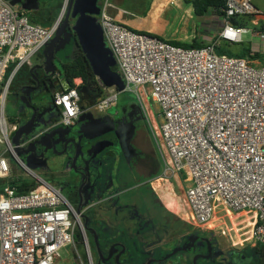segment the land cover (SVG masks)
<instances>
[{
  "label": "built area",
  "instance_id": "obj_1",
  "mask_svg": "<svg viewBox=\"0 0 264 264\" xmlns=\"http://www.w3.org/2000/svg\"><path fill=\"white\" fill-rule=\"evenodd\" d=\"M99 6L97 20L123 91L139 102L161 155L160 179L186 183L188 223L205 227L218 222L212 230L225 236L230 233L227 222L246 223L250 240L264 247V57L254 64L249 57L217 52L220 42L241 43L246 34L264 42V30L232 23L234 17L258 13L252 0H226L216 39L201 47L134 31L110 15V0H100ZM58 27V22L34 23L25 11L0 0V264H58L60 250L68 244L76 264H93L82 211L17 154L40 133L14 144L18 127L5 117L14 74L46 46ZM80 82L74 78L73 85L55 93L60 113L55 125L69 126L86 111L103 113L116 105L121 92L98 83L103 94L83 108ZM148 99L158 106V120L149 112ZM11 163L25 175L13 176ZM20 177L35 185L18 192L10 181Z\"/></svg>",
  "mask_w": 264,
  "mask_h": 264
},
{
  "label": "flooded vegetation",
  "instance_id": "obj_2",
  "mask_svg": "<svg viewBox=\"0 0 264 264\" xmlns=\"http://www.w3.org/2000/svg\"><path fill=\"white\" fill-rule=\"evenodd\" d=\"M7 1L16 2L17 8L32 17H39L37 13L49 2L37 0L36 9L26 10L22 5L34 1ZM71 35L70 28L62 34L65 48L55 52L54 72L45 70L42 51L26 81L13 88L11 95L19 110L17 127L33 117L32 131L42 129L41 136L33 141L34 162L46 167L51 182L63 193L74 196L78 210L84 207L81 222L89 248L90 244L95 248L97 264H264V255L253 241L234 242L209 226L167 216L161 199L149 191V179L134 183L137 178L126 175L124 164L133 173L135 165L143 163L133 153V147L139 145L129 134V119L115 116L117 104L103 113H82L69 126L55 125L60 113L54 96L65 86L58 62L62 66L66 59L73 58L76 45ZM78 91L91 101L97 100L82 82ZM120 169L124 175H118Z\"/></svg>",
  "mask_w": 264,
  "mask_h": 264
},
{
  "label": "rangeland",
  "instance_id": "obj_3",
  "mask_svg": "<svg viewBox=\"0 0 264 264\" xmlns=\"http://www.w3.org/2000/svg\"><path fill=\"white\" fill-rule=\"evenodd\" d=\"M49 1L51 2V0ZM68 1L69 0H52L51 4L53 5L44 4L43 6H45L46 8L43 11L40 10L37 13L39 16V19L42 21L49 22L48 26L56 22H58L60 25L64 19ZM253 2L257 5V8L261 12H264V3L262 0H253ZM221 24H222V16L216 13L214 10L208 11L207 14L203 17H197L194 14L191 15L190 17H186L185 14H183V9L177 10L175 7V9H170V10L168 9L167 12L165 13V16H160L159 19L157 20L156 25L160 32L165 33V35L167 34L166 36L174 40L184 39L186 34H191L190 39H186V40L190 41L193 38L198 42L205 43L206 42L205 39L213 36L217 32ZM243 39L245 42H243L242 45L250 46V48L253 50H259L258 44L260 40L258 38H251L248 34H246V35H243ZM250 39L251 41L249 42ZM235 47L236 49H234V52L240 49V46L236 44H235ZM38 53H36L30 58L29 63L24 64L26 65L25 68L23 67L22 69L19 70V73L15 80L22 78L24 81V78H26V76L29 75V71L32 68V66H34L35 63L37 62V58L39 57ZM15 83L16 82H13L12 86H15ZM12 88L9 89L10 91L9 96L5 104V117H6L8 124L18 126V121L16 118L18 117L19 110H18L15 98L13 97V95H11ZM84 98L87 100L86 97ZM81 103H85L83 102V99ZM116 104H117V107L115 108V110L117 111V114L115 116L118 119L122 117L129 119L128 124L131 126V128H129V131L133 134L134 139L139 145V146L133 147V153H134V156H137L138 158H140L143 163L141 165L136 164L135 167L133 168V173L124 164L123 169L126 172V175L127 174L134 175V177L137 178L138 180L134 183H137L139 181L144 180L145 178H148L150 181L149 187L151 188L153 193L157 196V198L161 199V201L163 202V206L166 207L167 212L172 214V216L174 215L175 217H177L180 222H184L188 224L189 211L187 209V206L183 198V189L185 188L186 183L180 180L179 185H177V184L170 183V182L160 179V175H161L160 171L163 169V161H162L161 155L155 143L153 142L148 122L143 114V111L141 109L139 102L131 93L127 91H123L118 95ZM146 105L148 106L151 116H153L154 118L156 117V120H158L157 115L159 111H158L157 104L152 103L150 99H148L146 102ZM83 107L86 108V106H83ZM86 112L90 113L92 111H86ZM29 137L31 136L21 135L20 141H25ZM113 167L114 166L112 165L111 169H113ZM11 168L13 169V174H12L13 176H24L25 175V171L21 167L16 165L15 163H11ZM123 169H120V171L118 172V175L125 174V172H123ZM154 169H156L155 172L149 175L148 171H152ZM31 171L45 181H49V182L52 181V179L49 177V173H46L47 172L46 167L36 166L35 168H32ZM130 185H133V183H131ZM162 188H165L171 192V195L173 196L175 202H176V198L178 199L177 201L180 207L179 211L178 210L173 211L169 209L167 205L164 203L163 200L166 197H168L169 194L164 197H160L162 195V191H159V190ZM133 190L138 191V189H133ZM64 196L71 203V205L77 209V204L74 201V196L69 192H64ZM93 200H95V198H93ZM134 200H136V198H134ZM176 205H177V202H176ZM79 210L83 211L84 207L82 206ZM170 214L167 213V216H170ZM216 223H209L206 226L213 228L216 226ZM227 225L230 227L228 229L230 233L227 234L228 236L226 235V238H229L234 242L237 241L238 243H242V242L244 243L246 241H250V236H249L250 233L248 229L249 228L248 224L246 223L237 224L236 222H234L233 224H230L229 222H227ZM100 241L103 243L102 238L100 239ZM90 248H91V254H92V261H94V264H97L95 248L93 247V245L91 246V244H90ZM78 251L80 255L83 257L84 251H83L82 245L80 244L78 245ZM73 253H74V248L71 244H68L65 247H63L60 250V260L58 264H76L75 256Z\"/></svg>",
  "mask_w": 264,
  "mask_h": 264
},
{
  "label": "water",
  "instance_id": "obj_4",
  "mask_svg": "<svg viewBox=\"0 0 264 264\" xmlns=\"http://www.w3.org/2000/svg\"><path fill=\"white\" fill-rule=\"evenodd\" d=\"M30 5H22L23 9L30 10L38 7L37 0ZM100 0H69L64 19L55 32L54 37L44 46L43 56L45 70L54 72L56 62L54 60L55 52L61 48H65L62 34L70 28L72 31L73 41L79 46L80 50L88 61L90 68L97 80L103 88L115 87L119 92L124 90V83L119 73L115 70V60L107 47H105L101 26L97 20L100 14ZM16 2H10L15 5ZM73 20L70 25V20ZM71 35V37H72ZM71 40V39H70ZM67 50L71 46L66 47ZM58 62V61H57ZM58 70L62 71V66L58 62ZM65 84L63 89L69 88L71 84L66 78L62 79ZM85 91L84 89L82 92ZM84 93V92H83ZM84 108V107H83ZM89 113H84L88 115ZM33 118V117H32ZM19 127L12 137V142L18 144L20 136H31L42 133V129H31V121ZM131 135V132H129ZM41 136L39 134L38 138ZM126 146H123L125 149ZM17 154L21 161L30 169L35 168L37 164L34 162V142L30 143L25 149H17Z\"/></svg>",
  "mask_w": 264,
  "mask_h": 264
},
{
  "label": "crops",
  "instance_id": "obj_5",
  "mask_svg": "<svg viewBox=\"0 0 264 264\" xmlns=\"http://www.w3.org/2000/svg\"><path fill=\"white\" fill-rule=\"evenodd\" d=\"M110 1H111L110 7H109L110 15L114 18L115 21L124 24L126 27H128L134 31L145 32L148 34L159 36L164 40L176 41V42H181V43H191L193 40H195L193 38L190 41L186 40V39H190L191 34H186L184 39L174 40V39L166 36L167 34L165 35V33L160 32L157 28V25H156L157 20L159 19L160 16H165V13L167 12L168 9L169 10L175 9V7L177 10L183 9V14H185L186 17H190L191 15L194 14V9H193L191 2H187V1H183V0H110ZM51 2H52V0H51ZM51 2L49 1L48 4L53 5V4H51ZM252 2H253V0H252ZM253 4L256 7V9L258 10V13L253 15L251 20H253V21H255V23H257V24H253V25H255L257 27V30H260V27L262 26V24H264V12H261L257 8V5L254 2H253ZM188 5H189V7H188ZM208 11H210V10H208ZM206 14H207V12L205 13V15ZM33 19H36L40 22L49 23L47 21L40 20L39 17H35L34 15H33ZM251 20H250L249 24H251ZM37 24H39V23H37ZM221 27H222V24L218 28L217 32L221 29ZM217 32L213 36L205 39V41H206V42L204 41L205 43H202V42L201 43L205 45V44H208L209 42L213 41L214 39H216ZM251 38H255V37H251ZM250 41H251V39L249 40V42ZM243 42H245L244 39L241 43H237V44L236 43H234V44L227 43L226 48H228L229 50L234 52V49H236V47H235V44H236V45L240 46V49L236 50L234 53H238L242 49V46H244V45H242ZM219 45H221V42ZM258 45H259L258 46L259 50H253L250 48V46H245V47L250 48L251 54L258 55L257 57L250 58V59L254 60V64L260 63L264 57V42L260 40ZM42 50L39 53H41ZM25 66L26 65H22L21 67H19V69H22L23 67L25 68ZM27 68H28V66H27ZM11 72H10V74H11ZM17 75L15 76L14 81H13V82H16L15 86H12V83H13L12 82L10 84L9 89H11L12 87L16 88V86L19 83L26 81L27 76H26V78H24V81L22 78L15 80ZM83 102H85V103H82V107L83 106L87 107L88 101L83 98ZM92 112H96V111L92 110ZM84 113H89V112H84ZM90 114H91V112H90ZM49 183H52V182H49ZM52 184H54V183H52ZM54 185H56V184H54Z\"/></svg>",
  "mask_w": 264,
  "mask_h": 264
},
{
  "label": "trees",
  "instance_id": "obj_6",
  "mask_svg": "<svg viewBox=\"0 0 264 264\" xmlns=\"http://www.w3.org/2000/svg\"><path fill=\"white\" fill-rule=\"evenodd\" d=\"M225 2H226V0H194L191 2V4H192L193 9H194V14L197 17H202L205 15L206 12H208V10H214L219 15H222L223 14L222 10L225 8ZM252 16L253 15L234 17V18H232V23L234 25H240V26L250 25L254 29H257V27L255 25L249 24ZM29 19H30V21H32L34 23H39L43 26H48V23L40 22L36 19H33V17L30 15H29ZM260 29L264 30V24H262ZM140 33H144V34L150 35L152 37L158 38L160 40H164L161 37L156 36V35L148 34L145 32H140ZM170 42L173 44H176V45L183 46V47H201L204 45L201 42H198L196 40H193L191 43H181V42H176V41H170ZM226 46H227V43L221 42V45H219V47H217V52L218 53H225V54H228L231 56H236V57L254 58V57L258 56V55L251 54L250 48L245 47V46H242V49L238 53L232 52L231 50L226 48ZM39 57H42L41 53H39ZM13 67H14V65H11L7 69L6 77L13 70ZM62 68H63L64 77L69 81V83L71 85H73V79L74 78L80 77L82 80V85L86 88V91L94 92L96 94L97 98L103 94L104 89L98 84V82H97V80H96V78H95V76H94V74L90 68L89 63L85 59V56L82 53V51L80 50L79 46H76V48H74L73 58L70 60L66 59L64 61V63H62ZM19 70H17V72L13 76L11 83L14 81V78L18 74ZM9 87H10V85H9ZM84 97H86V96H81V100ZM87 101H88V105L92 104L94 102V101L89 100L88 98H87ZM10 184L15 185L17 187L18 192H24V191H27L30 188H32L35 185V182L32 180H23L20 177L18 180H11ZM149 191H151L153 197L155 198L156 196L153 193V191L152 190H149ZM163 201L167 205V207L171 210H173L176 207L175 200H174L173 196L171 195V193ZM167 213L170 214L169 212H167ZM171 216H172V214H170V217ZM257 248L264 255V247L257 245Z\"/></svg>",
  "mask_w": 264,
  "mask_h": 264
},
{
  "label": "bare ground",
  "instance_id": "obj_7",
  "mask_svg": "<svg viewBox=\"0 0 264 264\" xmlns=\"http://www.w3.org/2000/svg\"><path fill=\"white\" fill-rule=\"evenodd\" d=\"M64 9H65V8H64ZM64 9H63V11H64ZM156 181H157V180H156ZM156 181H155V182H156ZM152 182H153V181H152ZM158 182H159V181H158ZM162 182H163V181H162ZM159 184H160V183H159ZM168 184H169V183H168ZM156 185H157V184H156ZM154 187H155V186H154ZM168 188H169V187H168ZM175 188H176V187H175ZM170 190H171V189H170ZM159 191H162V195H161L160 197H164V196H166V195H168V194L171 193L170 191H168V190L165 189V188H162V189H160ZM177 197H178V196H177ZM177 200H178V199L176 198L177 205H176V207L173 209V211H174V210H178V211L180 210V207H179V204H178V201H177ZM179 201H180V200H179ZM176 202H175V204H176ZM180 205H181V203H180ZM181 207H182V206H181ZM232 219H234L233 216H232ZM248 229H249V228H248ZM248 229H247V230H248ZM236 230H237V229H236ZM238 231H239V230H238ZM247 232H248V231H247ZM238 233H239V232H238ZM231 234H232V233H231ZM231 234H230V235H231ZM249 236H250V235H249ZM249 236H248V237H249ZM245 239H247V238H245ZM245 239H244V240H245ZM240 240H242V239H240ZM236 242H237V241H236ZM240 245H241V244H240Z\"/></svg>",
  "mask_w": 264,
  "mask_h": 264
}]
</instances>
